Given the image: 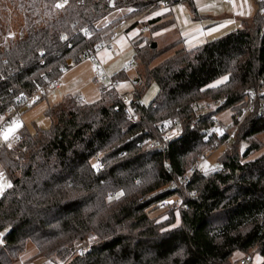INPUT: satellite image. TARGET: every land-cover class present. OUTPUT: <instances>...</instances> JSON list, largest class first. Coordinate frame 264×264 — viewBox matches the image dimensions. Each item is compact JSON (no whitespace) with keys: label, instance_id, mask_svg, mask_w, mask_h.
<instances>
[{"label":"trees","instance_id":"16d2710c","mask_svg":"<svg viewBox=\"0 0 264 264\" xmlns=\"http://www.w3.org/2000/svg\"><path fill=\"white\" fill-rule=\"evenodd\" d=\"M180 3L197 18L194 0H0V118L44 91L69 69L68 59L75 65L101 50L114 25L166 9L141 24L156 32L172 25ZM261 5L237 30L190 49L182 40L151 49L136 35L130 44L138 76L128 104L116 91L92 103L68 96L47 109L49 130L21 129L12 148L0 143V167L11 182L0 194V264H26L18 259L29 242L33 258L59 264H239L247 255L252 264L251 253L264 264V144L256 139L264 133L263 112L234 132L247 143L242 153L234 146L221 172L190 179L192 197L170 188L205 139L221 144L206 138L210 119L225 109L233 118L245 92L264 81ZM151 84L157 93L144 105ZM208 103L218 106L204 113ZM177 127L164 151L145 149ZM174 195L186 208L178 225L171 211L161 209L164 221L151 216Z\"/></svg>","mask_w":264,"mask_h":264},{"label":"rangeland","instance_id":"374dc122","mask_svg":"<svg viewBox=\"0 0 264 264\" xmlns=\"http://www.w3.org/2000/svg\"><path fill=\"white\" fill-rule=\"evenodd\" d=\"M247 2L248 10L247 12V5L243 3V5L239 4H226L224 0H194V8L196 10V15H204L209 16L202 21L203 26L206 30L214 27L216 22L213 20V17L218 16H226L231 17V19H225L220 23H233L234 29H228L227 33L220 35L219 37H223L224 35L228 34L229 32L237 30V26L240 23L236 20H244V19H252L256 15L260 13V5L264 6L263 0H242ZM243 7L244 13H242L241 8ZM174 21H175V31H167V30H159L156 32H151L149 28H144L143 33H139V35L143 37H147L148 41L152 43H157V48L165 47L176 40L189 38L187 36V32L191 31L198 24L194 23L193 20L195 19V15L192 13L191 8L186 3H180L175 5L171 10ZM160 13L162 15V11H157L152 14L150 17L154 18ZM123 14V11H120L117 16ZM132 18L127 21L125 24L121 23L120 25H114L113 27H118L117 32L120 34V38L114 43L115 52L112 54L106 53L105 50L101 49L97 53L98 62H95L97 66L100 64L102 65L103 70L109 77H115L117 75L122 74L124 76V80L120 82L118 85V90H122L123 92H127L123 99L128 104L132 99V86L133 83L137 80V63L134 61V51L130 44V40L134 38L138 33L136 32L140 27L141 24L144 25L146 21L150 18ZM110 17L107 19L98 22L96 25L98 28L104 27L108 24ZM144 20V22H142ZM235 21V22H231ZM139 22V25L136 29L130 31L131 25L134 23ZM142 22V23H141ZM18 24V23H17ZM188 25L189 29L186 30L185 26ZM145 26V25H144ZM18 28L12 29V35L18 33ZM182 29V31H180ZM202 31L203 28H200ZM128 30L130 32H128ZM134 35V36H133ZM181 36V37H180ZM218 37V38H219ZM180 38V39H179ZM214 38V37H213ZM208 39V41H212L215 39ZM184 41V40H183ZM187 41H184L185 46ZM199 45V44H198ZM197 45V46H198ZM196 45L187 47L191 48ZM160 60V59H159ZM158 60V61H159ZM67 65H69V69L66 70L60 77H58L61 81V87L59 89H54L51 87H47L44 91H38L35 96L32 98L31 101H35L32 105L26 104L25 106H21L18 108V111L13 112V120L6 126V128L10 125L15 126V132L10 138L5 141L1 135L0 143L6 142L7 149L12 148L15 145V137L18 135L21 129L27 130L29 133L34 134L36 132H42L49 130L52 125V119L47 114V109L52 107L59 102H61L65 97H75L79 96L84 102L92 103L97 101L100 98V94L98 91L97 86L93 81V72L95 69V65L92 60L85 59L77 64L73 65V60L68 59ZM222 80H219L221 82ZM218 82V83H219ZM157 93V86L155 84H151L146 88L144 91L141 102L144 105H148L152 99L155 97ZM211 107L212 103H208ZM213 107V106H212ZM214 110V107H213ZM232 110L225 109L218 113L215 116L216 124L223 126L225 129L232 130ZM5 128V129H6ZM179 134L180 129L177 127L172 130V133ZM171 133V130H169ZM237 135L234 133L232 139L228 146L224 145H216V149L212 155H210L202 164L206 170L205 175H208L213 172V169L216 165L222 166L221 161L224 155L230 151L234 146L237 149L238 153H242L247 143L246 141L235 140ZM238 138V137H237ZM258 141H261L264 144V133L261 136L256 137ZM1 145V144H0ZM1 147V146H0ZM263 150H259L254 152L250 158L258 157ZM11 186L10 180L4 174L0 167V194L4 193ZM168 201H177V196H172L167 199ZM166 211H162L161 209L154 211L151 213L152 217L161 215L158 219L160 221H164L167 218V214L164 213ZM168 213V212H167ZM176 225L179 224L180 219L179 217L175 216ZM35 253V248L32 243H27L23 253L19 256V263L27 262L26 264H53L49 262L45 258H33ZM252 256V264H257L260 262V257L258 255H254L251 253ZM242 257V256H241ZM59 264V262L55 263ZM61 264V263H60Z\"/></svg>","mask_w":264,"mask_h":264},{"label":"built area","instance_id":"2783aa9c","mask_svg":"<svg viewBox=\"0 0 264 264\" xmlns=\"http://www.w3.org/2000/svg\"><path fill=\"white\" fill-rule=\"evenodd\" d=\"M227 3H233L237 0H224ZM264 4V0H263ZM263 16H264V7H263ZM117 27L113 29L108 35L107 38L102 45L101 49L105 50L106 53L112 54L115 52L114 43L120 38L119 32H117ZM139 33H143V26H141L137 31ZM98 52L90 51L85 55V59H90L94 62H98L97 58ZM93 81L95 85L98 88L99 94H105L108 92H115L118 88L119 81L117 79H113L112 77H109L105 71L102 68V65L95 66L94 72H93ZM51 88L59 89L61 87V81L59 78L51 81L48 85ZM40 91V90H39ZM43 91V90H41ZM38 91H36L32 96L28 97L26 99V104L33 105L35 101H31L32 98L35 96V94ZM244 105L241 109L240 113H235L232 118V130L229 131V129H225L223 126H220L216 124L215 117L211 118L208 123V130H207V136L213 137L215 140L221 141V145L228 146L230 143V140L232 139L234 132L236 129L241 125V123L244 121L245 118L248 117L251 113L255 111H260L264 113V81L259 80L255 87L249 88L244 95ZM214 109L218 106L217 103L212 104ZM210 107L207 105L203 112L209 113L211 110H213V107ZM258 106V107H257ZM133 118V116L131 117ZM13 120V113L10 114L8 117H2L0 118V131L4 130L6 126ZM196 122V119H194L193 123ZM174 132H164L160 138L156 140H148L145 142L144 146L146 150H157V151H164L168 144L170 143L171 139L173 137H176ZM1 136V135H0ZM222 136H224L223 139ZM208 139H205L204 142L206 143V146L204 149L197 155L196 162L190 166L187 171L184 173L182 177H180L175 183L171 184V189H173L174 192H180L186 197H192L194 195V191L188 189V183L190 179L194 175L204 176L206 171L203 167H201V164L210 156L213 154V152L216 149V143L213 141L209 143L207 141ZM209 140H211L209 138ZM4 145H7L6 142H2ZM214 170H217L218 172L222 171V166L216 165ZM159 209H164L171 211L174 215L178 216L183 210H185V206L183 205L182 200L178 199L177 201H161L158 205ZM251 261L250 256H245L242 259H240L239 264H246Z\"/></svg>","mask_w":264,"mask_h":264},{"label":"crops","instance_id":"0c3cea01","mask_svg":"<svg viewBox=\"0 0 264 264\" xmlns=\"http://www.w3.org/2000/svg\"><path fill=\"white\" fill-rule=\"evenodd\" d=\"M239 4L243 5V3H245L247 5V2H244L242 0H237ZM226 4H230V3H227L225 2ZM232 4H237L236 1H234ZM247 9V12H249L248 10V5L246 7ZM159 11H162V13H166V9H160ZM241 11L242 13H244V9L243 7L241 8ZM206 18H209V16H204V15H198L196 19L193 20L194 23L198 24L197 27H195L194 29H192L191 31H188L187 32V36H189V38H185V39H180V40H184V41H187L186 44H187V47H190V46H193V45H201L205 42L208 41V39H215V38H218L220 35L222 34H225L227 33V31H229L228 29H234L233 23H220L221 21H224L225 19H231V17H226V16H218V17H213V20L216 22V25L208 30L205 29V27L203 26L202 24V21ZM173 19H174V16H173ZM247 20H250V19H244V20H236L240 23V25H238L237 27L240 28L242 23L244 21H247ZM231 22H235V21H231ZM200 28H203L204 31H202ZM175 21L172 23V25L168 26L167 28L163 29V30H167V31H171V32H174L175 30ZM185 29L188 30L189 29V26L186 25L185 26ZM182 31V29L180 30ZM134 35H137L136 33ZM133 35V36H134ZM181 37V36H180ZM177 41V40H176ZM184 41H183V44H184ZM189 41H191V43H189ZM210 41V40H209ZM185 46V44H184ZM186 47V46H185ZM186 47V48H187ZM195 47V46H194ZM193 48V47H191ZM190 49V48H188ZM110 55V54H109ZM94 65H95V62H93ZM120 82V81H119ZM120 84V83H119ZM119 87V86H118ZM116 92L118 93H127V92H123L122 90H116ZM261 136V135H260ZM1 137V136H0ZM2 143V142H1ZM35 254V253H34ZM27 263V262H26ZM53 263V262H52ZM55 264V263H53Z\"/></svg>","mask_w":264,"mask_h":264},{"label":"snow or ice","instance_id":"6c2138e0","mask_svg":"<svg viewBox=\"0 0 264 264\" xmlns=\"http://www.w3.org/2000/svg\"><path fill=\"white\" fill-rule=\"evenodd\" d=\"M56 7H63V4H57ZM157 15H160V13H157ZM189 43H191V41H189ZM15 132V126L10 125L8 126L6 129L0 131V135H2L3 139L5 141H7L10 136H12Z\"/></svg>","mask_w":264,"mask_h":264},{"label":"water","instance_id":"95a60500","mask_svg":"<svg viewBox=\"0 0 264 264\" xmlns=\"http://www.w3.org/2000/svg\"><path fill=\"white\" fill-rule=\"evenodd\" d=\"M155 48H157V43L154 42L151 44V49H155ZM135 83H137V80L134 82V84Z\"/></svg>","mask_w":264,"mask_h":264},{"label":"bare ground","instance_id":"6f19581e","mask_svg":"<svg viewBox=\"0 0 264 264\" xmlns=\"http://www.w3.org/2000/svg\"><path fill=\"white\" fill-rule=\"evenodd\" d=\"M205 171H206V170H205ZM213 171H217V170H214V169H213ZM247 256H248V255H247Z\"/></svg>","mask_w":264,"mask_h":264}]
</instances>
